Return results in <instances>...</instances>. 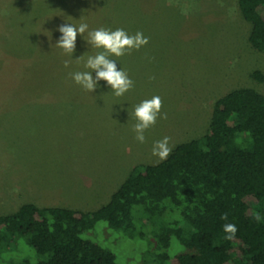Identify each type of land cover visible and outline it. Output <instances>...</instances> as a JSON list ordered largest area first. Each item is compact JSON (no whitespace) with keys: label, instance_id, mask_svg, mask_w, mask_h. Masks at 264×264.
I'll use <instances>...</instances> for the list:
<instances>
[{"label":"rangeland","instance_id":"obj_1","mask_svg":"<svg viewBox=\"0 0 264 264\" xmlns=\"http://www.w3.org/2000/svg\"><path fill=\"white\" fill-rule=\"evenodd\" d=\"M69 22L148 38L110 57L134 82L130 91L115 97L106 81L94 92L74 82L71 73L91 71L87 58L102 49L87 32L73 55L56 47ZM250 30L239 0H0V215L28 202L94 211L135 167L162 161L154 142L170 137L173 149L205 134L219 97L241 87L264 94V79L253 77H264V52L250 44ZM154 95L166 118L141 144L129 113ZM103 225L94 237L121 264H156L149 233L122 237ZM16 245L18 257L40 258L25 240Z\"/></svg>","mask_w":264,"mask_h":264},{"label":"trees","instance_id":"obj_2","mask_svg":"<svg viewBox=\"0 0 264 264\" xmlns=\"http://www.w3.org/2000/svg\"><path fill=\"white\" fill-rule=\"evenodd\" d=\"M239 7L250 44L264 52V0ZM100 223L122 237L149 233L156 264H264V94L241 87L219 97L205 134L135 167L94 211L28 202L0 215V264H121L95 239ZM226 223L238 229L231 241ZM20 240L40 258L15 255Z\"/></svg>","mask_w":264,"mask_h":264},{"label":"clouds","instance_id":"obj_3","mask_svg":"<svg viewBox=\"0 0 264 264\" xmlns=\"http://www.w3.org/2000/svg\"><path fill=\"white\" fill-rule=\"evenodd\" d=\"M184 14L187 13L184 12ZM58 31L61 36L55 46L63 49L66 54L73 55L76 48L77 35L80 34L85 40L84 34L86 32L88 36L87 43L94 48L102 49L96 55L87 58L85 68L91 69V71L71 73V77L77 85L85 91L94 92L99 82L103 80L107 82V86L111 88V93L115 97H121L132 89L134 82L129 78L123 67L117 70L118 60L110 57H121L133 49L139 50L147 45L149 42L148 38L142 32L137 31L134 35H129L121 28L111 30L103 27L89 30L87 23L77 25L70 22L62 24ZM65 67H68L67 61H65ZM93 71H95V77L92 75ZM161 108L162 101L158 95L152 96L151 99L142 100L133 107V111L129 115L130 118L134 117L136 120L133 127L136 141L141 144L145 143L146 130L154 126L158 118H166V114L161 113ZM169 144L170 137L167 136L154 142L152 155L160 160L166 159L172 151ZM222 219L227 220V215H224ZM255 219L259 221L261 217L257 215ZM223 231L226 233L224 239L231 241L235 238L238 229L235 224L226 223L223 226Z\"/></svg>","mask_w":264,"mask_h":264}]
</instances>
